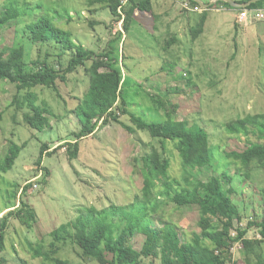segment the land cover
Instances as JSON below:
<instances>
[{"label":"rangeland","instance_id":"obj_1","mask_svg":"<svg viewBox=\"0 0 264 264\" xmlns=\"http://www.w3.org/2000/svg\"><path fill=\"white\" fill-rule=\"evenodd\" d=\"M6 1L0 0V11L4 10ZM19 1L20 6L25 2L28 5L25 14L0 26V51L23 45L29 63L45 57L47 51L54 55L50 59L56 58L62 50L55 42L41 44L30 39L28 24L43 14L57 17L62 28L73 32L78 44L98 52L108 47L114 30L120 29L118 23L114 24L113 34L108 28L113 21L108 0ZM152 1L155 5V0ZM201 1L210 3L212 0ZM185 2L189 3V8L184 6ZM224 5L216 4L209 9L206 30L196 42L188 29L187 33L183 32L181 43L175 42L168 49L165 47L170 36L162 32L163 4L157 3L152 12L138 10L139 16L131 31L113 42L117 48V66L123 73L121 97L124 96L126 105L122 106L119 100L115 107L122 122L108 125L99 122L93 135L80 140V152L74 159L70 156V149H73L70 142L81 129L76 107L90 85L84 68L71 73L67 82H59V91L53 87L36 88L40 102L47 101L51 111L52 127L44 131L32 128L25 121L27 109L16 110L11 105L16 85L0 79V154L11 140L25 145L14 167L6 173L0 172V217L20 209L21 198L36 211L31 227L19 218L11 219L6 233L7 250L0 253V264H44L41 257L33 256L28 240H42L49 247L53 240L51 231L76 220L85 207L102 209L112 204L128 206L135 202L143 186L140 161L136 157L144 153V142L161 150L165 144L166 155L171 160L170 174L178 181L182 182V174L193 181L210 179L200 168L186 169L182 165L176 142L166 140L163 143L133 123L131 114L140 115L149 122L165 119V108L159 109L150 95L170 107L177 104L179 118L189 125H201L210 134L214 168L235 177V192L229 194L239 205L242 217L235 218L236 225H246L254 213L262 210L259 191L264 188V167L253 163L251 177H245L246 169L240 155L249 144L248 138L230 133L225 124L249 113L264 112V19H253L254 24L248 30H243L246 28L242 25L236 28L234 11L238 16L242 9L234 8L233 11ZM170 9L179 13V17L196 11L188 0H172ZM57 11L69 12L72 20L68 22V18L58 17ZM254 14L249 10V20ZM124 108L129 114L121 113ZM44 144L50 148L38 165ZM162 183L160 172L155 170L156 192L162 188ZM222 186L227 192L228 186L225 183ZM180 189L190 197L187 184L182 183ZM162 216L177 224L179 232L188 238L200 230V214L191 206L170 205ZM248 236L253 240L252 246L237 243L230 264H264V241H260L258 230L251 229ZM132 242L140 249L144 236L136 234ZM59 255L74 263L99 264L96 259L84 257L82 249L71 238L62 246ZM142 260L143 264H160L161 261L154 256H143Z\"/></svg>","mask_w":264,"mask_h":264},{"label":"trees","instance_id":"obj_2","mask_svg":"<svg viewBox=\"0 0 264 264\" xmlns=\"http://www.w3.org/2000/svg\"><path fill=\"white\" fill-rule=\"evenodd\" d=\"M193 7H203L196 0H188ZM249 0H238L247 2ZM225 4L235 8L226 1ZM122 0H108V7L113 15L109 30L113 31L114 24L123 18L119 12ZM27 3L20 6L19 0H7L4 10L0 11V26L9 24L24 16ZM197 13L194 26L191 27L192 39L196 41L204 32L209 9ZM264 9V0L252 3L247 9ZM152 0H129L123 5L125 14L124 32L113 34V40L101 52L94 48L78 44L73 38V32L61 27L58 18L43 14L37 20L28 24L29 37L34 43L46 44L55 42L62 49L54 55L47 51L45 57L26 61L25 47L12 46L0 51V79L16 85L17 92L11 105L16 110L27 109L25 121L32 127L44 131L52 127L51 111L47 101L40 102L36 88L39 86L53 87L59 91V82H67L71 73L84 68L89 77L90 85L76 107V113L81 122V129L75 132L74 141L70 142V156L77 158L80 152V140L97 131L99 122L108 125L111 122L121 123L120 113L115 112L117 102L125 106L124 96L121 97L123 73L118 64L117 48L114 41L126 37L132 29L136 12H152ZM245 9V8H239ZM58 17L72 20L68 13L57 11ZM94 24V21H92ZM126 39V38H125ZM124 39V40H125ZM123 40V41H124ZM166 49L177 41V37L167 40ZM54 45V46H55ZM190 81V80H189ZM60 94V92H59ZM159 109L165 108V119L160 122H149L140 115L131 114L133 123L140 129L148 131L153 138L161 142L171 140L176 142L177 156L182 165L187 168H200L208 173L210 179L197 178L195 181L185 174L182 182L170 174L171 160L163 150L150 143H143L144 153L138 155L140 161L143 186L135 202L128 206L112 204L108 208L98 209L95 206L85 207L76 220L63 223L50 233L53 240L47 247L44 242L28 240V246L34 257H41L44 264H81L74 263L59 255L62 246L71 238L73 243L82 249V255L96 259L99 264H143L144 257H160V264H230L234 258L233 248L242 242L250 247L253 240L248 236L251 229L258 230L264 241V188L261 195L260 212L246 225H236L235 218L240 216L239 205L229 193H234V175L226 171L219 172L213 164V147L210 134L199 124L189 125L178 117L177 104H164L154 95H150ZM121 113L129 114L127 108ZM226 130L233 134H243L248 138V146L240 155L245 167V177H251V165L257 163L264 167V112L247 114L244 117L231 119L225 124ZM255 139H252V137ZM25 145L11 140L3 153L0 154V172L10 171ZM148 147L149 150H146ZM150 147V148H149ZM49 145L44 144L37 164L43 162ZM155 170L163 178L162 188L156 192L153 184ZM187 184L190 197L180 186ZM223 183L228 186L226 192ZM21 208L10 211L0 217V253L7 250L6 233L12 218H19L25 225L31 227L36 218V211L28 202L21 198ZM170 205L191 206L200 214L199 228L188 238L179 232L177 224L164 219L162 212ZM136 234L144 236L140 249L133 245ZM3 258V256H2ZM5 260V258H3Z\"/></svg>","mask_w":264,"mask_h":264},{"label":"crops","instance_id":"obj_3","mask_svg":"<svg viewBox=\"0 0 264 264\" xmlns=\"http://www.w3.org/2000/svg\"><path fill=\"white\" fill-rule=\"evenodd\" d=\"M212 1H214V0H212ZM154 3H155V5H157V3L163 4L164 8L162 10V13L165 15V17H164V21L162 24V32L166 33L168 36L177 37L176 44L181 43V41L183 39L182 38L183 32H185V30H186V33H187V30L191 29L193 23L195 22L194 19L197 17V13H201L203 11V9H205V7L199 3L203 7V9L200 8V10H196V11L191 10L188 13V16L179 17V13H177V12L175 13L174 11H172L170 9L172 7V0H155ZM224 8H227V9L234 11V8L227 7L225 5H224ZM235 8L237 9V7H235ZM240 11H242V10H240ZM138 16H139V13L136 12V17H138ZM237 17L238 16L235 14V11H234V18H236V21L234 19V27L236 26V28H237V26L239 27L242 25L246 28V29L242 28L243 30H248L247 28L250 27L251 24H254L252 22V21H254L253 18L251 20L246 21V22H240V21H238ZM256 20H258V19H256ZM262 20L263 19H259L258 21H262ZM208 21H209V17L207 18V21L205 24V30H206V26H207ZM157 29H158V27H157ZM205 30H204V32H205ZM157 32H158V30H157Z\"/></svg>","mask_w":264,"mask_h":264},{"label":"built area","instance_id":"obj_4","mask_svg":"<svg viewBox=\"0 0 264 264\" xmlns=\"http://www.w3.org/2000/svg\"><path fill=\"white\" fill-rule=\"evenodd\" d=\"M129 0H122V4L125 5L126 3H128ZM122 6H120L119 8V12L122 13L123 15V18H121L119 21H118V24L120 25V29L119 30H114V33L118 32V31H123L124 32V18H125V14L123 13V10H122ZM184 6L186 8H189L190 5L188 2H185L184 3ZM196 10H200V8L196 7ZM249 10L254 12V18L253 19H264V9L263 8H259V9H242V11L239 13L237 19L238 21L240 22H246L249 20Z\"/></svg>","mask_w":264,"mask_h":264},{"label":"water","instance_id":"obj_5","mask_svg":"<svg viewBox=\"0 0 264 264\" xmlns=\"http://www.w3.org/2000/svg\"><path fill=\"white\" fill-rule=\"evenodd\" d=\"M198 3H200L202 6L205 7V9L210 8V6H212L213 4L219 2V1H226L228 3H230L233 7H237V8H247L248 6H250L252 3H256L260 0H249L247 2H238L236 0H214L211 1L210 3H203L201 0H196Z\"/></svg>","mask_w":264,"mask_h":264}]
</instances>
